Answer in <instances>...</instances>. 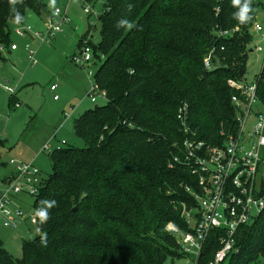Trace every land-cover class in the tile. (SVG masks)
I'll return each mask as SVG.
<instances>
[{
	"label": "trees",
	"instance_id": "obj_1",
	"mask_svg": "<svg viewBox=\"0 0 264 264\" xmlns=\"http://www.w3.org/2000/svg\"><path fill=\"white\" fill-rule=\"evenodd\" d=\"M260 4L252 0V19L240 25L231 0H104L97 16L100 38L91 47L100 62L94 82L107 92L106 100L73 119V134L83 146L49 152L51 172L32 203L36 210L42 199L57 201L41 226L47 246L36 234L22 240L21 257L13 258L0 242V264H173L189 258L167 225L191 230L181 212L183 205L197 206L186 190H197V178L173 156L181 155L185 137L212 146L223 142L221 131H234L235 90L227 80L241 81L246 74ZM16 7L23 19L28 11L48 13L42 0ZM13 15L9 0H0L3 48L11 44V26L18 25ZM121 18L135 27H117ZM236 26L239 32L229 39L212 33L214 27ZM214 44L222 64L207 71L202 60ZM182 103L188 105L187 133L176 118ZM220 234L209 233L199 264L213 258ZM234 237L225 264H258L264 257V209Z\"/></svg>",
	"mask_w": 264,
	"mask_h": 264
},
{
	"label": "built area",
	"instance_id": "obj_2",
	"mask_svg": "<svg viewBox=\"0 0 264 264\" xmlns=\"http://www.w3.org/2000/svg\"><path fill=\"white\" fill-rule=\"evenodd\" d=\"M74 1L82 3L86 15L95 14L88 1ZM218 11L219 5L214 8L216 15ZM70 21L65 11L55 7L46 19L47 26L44 31L35 30L24 23L16 25L13 31L19 36L32 35L40 43H49L56 35L63 32ZM94 24V21L87 20V30L81 36V43L71 55V61L83 69L84 65L95 57L91 47ZM252 29L255 32L262 30L257 22L253 23ZM237 32H239L238 26L228 30L214 27L212 31L216 39H229ZM219 47V50L225 48L222 45ZM10 48L13 50L16 45L12 44ZM217 48L214 44L203 57V67L207 71L222 64V58L217 55ZM254 48L253 51L257 55L263 51L259 45ZM2 49L3 47L0 46V50ZM25 51L29 63L36 65V51L28 44L25 45ZM91 74L89 69L86 75L91 76ZM263 79L264 54L261 58V67L251 81L245 76L241 81L227 80V84L235 90L231 97V104L237 112L234 131H229L227 134L221 131L223 142L212 146L193 136L185 137L181 144V155L173 156V161L184 162L197 178L196 191L186 187V190L194 196L197 206L189 209L183 205L181 212L191 230L183 232L172 223L167 225V229L179 240L182 251L192 258L193 264H199L198 258L203 243L209 233L215 229L221 231L218 237L219 247L206 264H225L226 256L233 249L237 228L254 222L264 209V87L261 88L260 84ZM4 88L8 93L13 94V88L7 86ZM50 89L54 90L55 85H51ZM106 93L94 81H90L88 97L91 102L96 104L99 98L105 101ZM53 98L56 99L57 95H53ZM14 106L20 105L16 102ZM188 112L186 103H182L176 112V118L184 133L189 132L190 128L187 124ZM64 143L61 141V144ZM9 164L13 167V172L4 178L3 188L0 191V228L16 229L21 221L27 220L36 229L38 217L35 216L33 208V213L28 215L20 207L11 209L8 205L12 196L19 193L37 196L42 183L39 170L31 162L10 160Z\"/></svg>",
	"mask_w": 264,
	"mask_h": 264
},
{
	"label": "rangeland",
	"instance_id": "obj_3",
	"mask_svg": "<svg viewBox=\"0 0 264 264\" xmlns=\"http://www.w3.org/2000/svg\"><path fill=\"white\" fill-rule=\"evenodd\" d=\"M47 6L56 4L60 9L66 8L71 23L64 27L62 35L51 41V46L32 42V49H36V65H30L23 50L20 61L0 60L5 69L0 70V191L3 188V179L11 175L13 167L9 161L33 163L39 170L41 180L51 172L49 152L60 146H83L81 139L75 137L72 131V121L86 109L94 105H102L103 99L96 104L88 97L90 81H94L99 61L96 57L84 65V69L71 61V55L77 48L78 36L87 30V20L94 21L91 42L99 41L100 24L96 15L101 12L104 0L88 2L95 14L86 15L82 3L74 0H45ZM257 9L255 21L261 25L264 32V0ZM13 31V30H12ZM250 48L262 46L263 51L258 55L249 52L245 78L251 81L253 75L261 67V58L264 54V39L260 33L252 28ZM14 36V35H13ZM81 37V36H80ZM58 44H56V41ZM21 55V54H20ZM91 70V76L86 75ZM88 76V77H87ZM54 84L56 91L50 90ZM4 86L14 89V99L20 106L9 107V93ZM58 99L54 100L53 95ZM64 141V144H61ZM33 198L23 193L12 196L9 203L11 209L16 206L30 215L33 213ZM36 236V231L27 220L21 221L18 228H0L1 246L13 258H20L23 239ZM258 264H264V257ZM166 264H171L167 262ZM173 264H193L192 258H182Z\"/></svg>",
	"mask_w": 264,
	"mask_h": 264
},
{
	"label": "clouds",
	"instance_id": "obj_4",
	"mask_svg": "<svg viewBox=\"0 0 264 264\" xmlns=\"http://www.w3.org/2000/svg\"><path fill=\"white\" fill-rule=\"evenodd\" d=\"M233 7L237 8V11L232 14V18L235 19L240 25L248 23L251 19V13L253 12L252 0H231ZM23 3V0H9V5L11 7V11L14 14V21L19 24L23 17L20 14L17 4ZM133 5L129 4V11L132 9ZM117 27L126 28L127 30H131L135 27V25L128 21L127 19L121 18L117 22ZM39 207L35 210V216L38 217V226L35 231L36 234L40 236V244L41 246L46 247L47 233L43 231L42 225L46 224L51 219L50 210L54 207H57V201L54 199H42L39 201Z\"/></svg>",
	"mask_w": 264,
	"mask_h": 264
},
{
	"label": "crops",
	"instance_id": "obj_5",
	"mask_svg": "<svg viewBox=\"0 0 264 264\" xmlns=\"http://www.w3.org/2000/svg\"><path fill=\"white\" fill-rule=\"evenodd\" d=\"M42 2H44V4H45V6H46V8L48 9L47 11H48V13H46L45 15H41V16H37V15H35V14H33L32 12H27V14L25 15V17H24V19H23V21L21 22V23H24V24H29L33 29H35V30H38V31H44V29H45V26H47L46 25V19H47V17H48V15H49V13L52 11V9L53 8H55V7H59V6H57L56 4H54V5H52L51 7L50 6H47V4H46V1L45 0H42ZM63 11H65V13L67 14V11H66V8L64 9L63 8ZM69 16V15H68ZM70 18V17H69ZM70 20H71V18H70ZM72 21V20H71ZM71 23V22H70ZM69 23V24H70ZM16 25H12L11 26V29L13 30L14 29V27H15ZM67 26V25H66ZM88 27V26H87ZM11 30V35H10V40H12L11 41V44L10 45H12V44H15L16 45V48L15 49H11L10 48V45H9V47L8 48H3L2 50H1V55L3 56L2 58V60L1 61H5L6 59H5V57H6V55L7 56H10L9 57V59H10V61H13V62H18V61H20V57H22V54L24 53L25 54V56H26V58H27V53H26V51H25V45L26 44H28V45H30L31 46V44H32V42H37L38 41V39L37 38H35L34 36H32V35H29V36H19V35H17L14 31H12ZM63 32H64V30H63ZM62 32V33H63ZM62 33H60V34H58V35H56V36H59V35H62ZM14 35V36H13ZM55 36V37H56ZM81 36V35H80ZM80 36H78V37H80ZM54 37V38H55ZM53 38V39H54ZM52 39V40H53ZM51 40V41H52ZM78 40H79V38H78ZM78 40L76 41V42H78ZM58 41L59 40H57L56 41V44H58ZM39 42V45L38 46H40V44H46V45H48V47L49 46H51V42H49V43H40V41H38ZM79 43V42H78ZM77 43V44H78ZM32 48V47H31ZM21 49L23 50V53H21L20 51H21ZM35 51H36V49H35ZM21 54V55H20ZM36 54H37V51L35 52V57H36ZM27 60H28V58H27ZM29 62V61H28ZM30 64V63H29ZM31 65V64H30ZM6 67H5V65L4 64H0V70H3V69H5ZM53 85V84H52ZM51 86V85H50ZM51 90V89H50ZM52 91H56V88L54 89V90H51V92ZM14 94H15V92H13V94H10L9 93V96L10 95H13V97H14ZM55 95V94H54ZM54 99V98H53ZM58 99V97L56 98V99H54V100H57ZM15 101H14V103H13V105H15ZM13 107H15V106H13ZM12 167V166H11ZM13 172V168H12V170H11V173ZM10 173V174H11ZM0 242H1V239H0Z\"/></svg>",
	"mask_w": 264,
	"mask_h": 264
},
{
	"label": "bare ground",
	"instance_id": "obj_6",
	"mask_svg": "<svg viewBox=\"0 0 264 264\" xmlns=\"http://www.w3.org/2000/svg\"><path fill=\"white\" fill-rule=\"evenodd\" d=\"M254 23H255V22H254ZM260 26H261V25H260ZM261 28H262V27H261ZM262 31H263V28H262V30H261L260 32H257V33H260V34L262 35V39H264V32L262 33ZM255 46H256V45H255ZM255 46H254V47H255ZM254 47L251 48V49L249 50V52L253 53V52H254L253 50L255 49ZM261 47H262V46H261ZM260 60H261V59H260Z\"/></svg>",
	"mask_w": 264,
	"mask_h": 264
},
{
	"label": "water",
	"instance_id": "obj_7",
	"mask_svg": "<svg viewBox=\"0 0 264 264\" xmlns=\"http://www.w3.org/2000/svg\"><path fill=\"white\" fill-rule=\"evenodd\" d=\"M96 106H97V104L96 105H94V107L96 108Z\"/></svg>",
	"mask_w": 264,
	"mask_h": 264
}]
</instances>
